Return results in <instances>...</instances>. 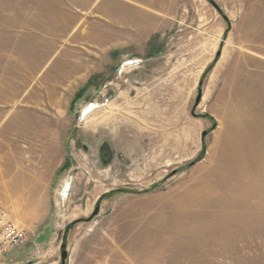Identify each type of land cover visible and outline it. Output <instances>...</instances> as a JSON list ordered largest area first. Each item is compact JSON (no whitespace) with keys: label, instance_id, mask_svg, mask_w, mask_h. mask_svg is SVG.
<instances>
[{"label":"rangeland","instance_id":"374dc122","mask_svg":"<svg viewBox=\"0 0 264 264\" xmlns=\"http://www.w3.org/2000/svg\"><path fill=\"white\" fill-rule=\"evenodd\" d=\"M45 1L0 0V138L51 184L45 237L3 264H264V0H176L49 110L64 73L39 84L14 53Z\"/></svg>","mask_w":264,"mask_h":264},{"label":"crops","instance_id":"0c3cea01","mask_svg":"<svg viewBox=\"0 0 264 264\" xmlns=\"http://www.w3.org/2000/svg\"><path fill=\"white\" fill-rule=\"evenodd\" d=\"M45 2L47 6L26 8L22 13V25H30L31 29L22 36L14 34L17 39L14 53L17 61L33 64L34 79H40L39 84L43 76L48 80L54 79L55 73H64L65 91L49 93L52 97L47 99L50 104L47 110L58 109V96L76 92V85L89 80L91 64L97 62V52L111 60L115 50L124 51L130 46L141 48L151 41L156 32L165 29L166 26H162L163 15L170 18L177 10L176 0ZM166 7H171L172 11L166 14L163 10ZM67 65L74 70H68ZM51 71L55 73L49 75ZM29 91L30 88L26 87L18 100L32 102L33 99L28 97ZM6 139L0 138V215L9 217L14 224H22V228L31 233L29 241L38 245L37 241L44 238L45 233L34 232L39 231L48 217L51 193L49 173L41 166L42 162L37 161L28 167H16V161L11 157L16 147Z\"/></svg>","mask_w":264,"mask_h":264},{"label":"built area","instance_id":"2783aa9c","mask_svg":"<svg viewBox=\"0 0 264 264\" xmlns=\"http://www.w3.org/2000/svg\"><path fill=\"white\" fill-rule=\"evenodd\" d=\"M29 238V231L0 215V264L15 250L24 247Z\"/></svg>","mask_w":264,"mask_h":264},{"label":"trees","instance_id":"16d2710c","mask_svg":"<svg viewBox=\"0 0 264 264\" xmlns=\"http://www.w3.org/2000/svg\"><path fill=\"white\" fill-rule=\"evenodd\" d=\"M217 61H218V58H216L215 59V61L207 68V70H206V72L204 73V75H203V77L202 78H206L210 73H211V71H212V69L214 68V66H215V64L217 63ZM85 93V90L82 92V93H79V94H77L76 95V97H75V99H78V98H80V97H82V94H84ZM204 117H206V118H209V119H212V118H210V116H208V115H205ZM212 122H213V126L215 127L216 126V122L214 121V120H212ZM204 151H203V153L194 161V163L192 164V165H194L195 163H197V162H199V161H201L202 159H203V154L205 153V145H204ZM110 195V194H109ZM102 200V198L99 200V202Z\"/></svg>","mask_w":264,"mask_h":264},{"label":"water","instance_id":"95a60500","mask_svg":"<svg viewBox=\"0 0 264 264\" xmlns=\"http://www.w3.org/2000/svg\"><path fill=\"white\" fill-rule=\"evenodd\" d=\"M199 100H200V98H199ZM206 136H207V133H204V134H203V138H205ZM97 211H98V210H97ZM62 247H63L64 249H66V248H67V245H66V244H63ZM67 257H68V254H67V252H66V250H65V251L62 253V262H63V264L65 263Z\"/></svg>","mask_w":264,"mask_h":264}]
</instances>
